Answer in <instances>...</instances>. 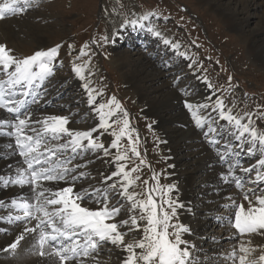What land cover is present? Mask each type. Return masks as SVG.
I'll use <instances>...</instances> for the list:
<instances>
[{"label":"rangeland","instance_id":"374dc122","mask_svg":"<svg viewBox=\"0 0 264 264\" xmlns=\"http://www.w3.org/2000/svg\"><path fill=\"white\" fill-rule=\"evenodd\" d=\"M216 1L218 0L206 2L202 0H39V7L31 9L23 15L9 16L3 19L6 26L8 25L7 28H11L8 29L11 34L6 37L4 43H7L8 47L13 49L14 54L20 58L31 55L37 50L47 49L57 44L61 45L54 75L45 83V86L50 88L47 90L43 88L41 96L38 97L40 101H46L44 102L45 105L40 109L32 107L34 120L35 118H37L36 120H43L44 114L54 116L55 113V116L68 117L71 129L89 130L97 127L99 121L93 111V106L88 104L87 92L82 85L85 82H90V87L97 91H103V95L98 97V103H106L114 95L129 113L131 127L136 130L132 133L133 139L136 138L137 133L139 135L137 146L140 152L139 157L131 153L127 137H122L120 142L121 151L126 152L128 156V159L124 161L128 169L138 168V171L132 173L133 178L139 177L132 190L140 193V198H146L144 189L154 185L155 182L151 177L153 173H156L159 175L161 185L175 186L171 198L173 200L179 199L178 196L183 184L179 180L173 181L170 172V160L172 157H176L177 163L174 173L177 176H187L192 173L186 188L190 191V197L187 201L191 202L193 213L191 218L187 220L186 226L195 230L199 223L206 224L203 229L194 231L197 233L194 238V245L196 246L194 253L201 259L209 252L208 255L216 253V255L219 254L216 259H219L220 264H234L233 259L229 258L230 253L236 249L237 245L234 243H250L249 237L250 239L253 236L263 238L264 235L245 234L246 236L243 235V237L239 235L227 239L229 240L227 242L226 235L233 228L228 225V222L210 226V223L211 225L215 224L214 219L224 216L227 211L224 212L223 208L227 207L221 208L220 204V207L212 212L214 214L210 217V212H208L210 207L212 208V205L216 206L219 203H230L229 197L237 203L240 199L236 197L238 196L237 193L243 190L238 191L233 184H229L222 194L212 192L209 189L212 178L204 177L223 167L219 165L218 150L221 154L227 152V149L221 144L230 138L227 134L220 138L218 145L210 144L211 148L207 147L206 152H209L208 154L211 152V156L215 157L216 162L213 161L211 165H208V169H205L204 172L194 174L195 171L193 170L197 168V163H199H195L194 159L202 156L203 152L198 154L195 149L196 144L198 143L197 146H199L209 143L208 137L195 126L192 114L186 109L184 102L185 100L193 101L196 98L202 99L203 103H214L216 97H220L226 108L232 109L233 115L244 117L246 123L248 118L245 114H251L252 126L259 131H264V66L250 53L248 42L249 31L258 30L260 23L264 20V1L260 2L263 5L253 6L249 23L243 31L229 28L223 21V16L219 14V9L223 6H226V11L237 10L238 0H219L218 3ZM214 2L215 5H213ZM147 12H152L154 15L146 23L159 31L162 38H167L174 43L178 42L179 51L185 53V57L178 56L169 46L164 47L163 43L162 46L154 48V51L148 50L149 38L153 36L147 28L136 29L137 31L140 30V33L142 32V37L139 36L140 33L135 36V38L140 39L139 44L132 46L117 44V41L123 38L125 33H128L127 28L130 29L129 31H134L130 26L120 27L124 20L137 18ZM117 32L121 33L118 35L119 39L114 35ZM104 37L110 39L104 40ZM126 37L131 38L127 34L124 38ZM93 40L96 43H93ZM86 42L85 52L87 54L81 55L80 49ZM69 45L72 47L69 48ZM162 50L163 52H161ZM136 52L141 53L140 58H137ZM86 62L87 67L83 70L85 79L81 80L73 72V65H84ZM157 64L164 72L165 78L152 81L149 74L155 71L154 68ZM189 68H192L195 74L186 73ZM196 76L201 77L206 86L207 83L204 78L207 77V81L212 85L211 88L207 87L213 94V100L209 97L205 99V89L198 84L199 81ZM178 77L179 79H177ZM230 77L231 79H229ZM0 78L3 76L0 75ZM134 78L139 81L137 86L133 83ZM165 79L171 81L164 82ZM77 80L80 81L79 89L72 85ZM138 86L142 88L141 94L146 92L144 99H141ZM158 98L159 100L166 98L165 102L163 101V104L159 106L160 113L156 114L162 116L165 119L164 122H159L156 115L146 111L148 110V102ZM168 98L171 101L181 99V102L175 104L176 106H169ZM48 99H50L49 102ZM193 105L195 107V104ZM209 112H211L210 109L207 112L200 110L201 115H206ZM212 116L216 127L220 125L227 127L225 122L216 118V113H212ZM35 126L39 127V125ZM119 126L114 125L113 127L118 131ZM94 135L98 136L106 147L114 139L111 130L104 132L102 129H98ZM174 136L176 139L173 138ZM185 137V141H182ZM168 141H174L173 144L177 143L182 146L171 154L166 148ZM235 144L234 142L233 145ZM110 153V156H104L103 152L98 154L89 152L83 158L74 161V163L81 165L86 164V167L81 168L80 171L90 173L87 179L77 182L78 189L88 188L90 185L100 186L103 176L110 174L111 169L115 170L113 157L116 154V149L110 148ZM232 154H234L233 159L237 158L236 161L243 168L252 167L260 159L257 156L250 158L245 150L240 152L238 156L236 153ZM141 160L144 161L143 164L140 163ZM5 161V159H0V165ZM229 162L230 159L223 163L228 164ZM225 169L228 170V167L219 170V173H226ZM239 170L240 168L236 169V171ZM250 176L254 177L255 171L250 173ZM202 177H204L203 180H201ZM145 179L149 181L148 185L144 184ZM213 179L217 184L220 183L218 175ZM244 179L246 180L245 176ZM247 186L246 180L244 190ZM177 187L179 190L176 189ZM200 187L202 188L201 191L204 192L200 191ZM204 187L208 192L204 190ZM119 199L117 196L116 199L112 200V203L116 204ZM91 206L95 207V205ZM226 213L233 216L229 209ZM126 218L127 211L125 209L119 219ZM177 219L181 222L179 213L173 222ZM17 230V226H11L0 233V235L3 234L2 239L0 237V247L3 241H7L5 243L11 241L8 240L12 239L10 233ZM131 239V235L126 237V240ZM112 247L107 245L96 254L95 261L97 264H122L121 257L124 256V253ZM232 248L233 250H230ZM197 249H204L203 251L208 252L203 254ZM12 258L14 259V257ZM249 259H256V254L251 253ZM210 260L212 258L209 257L208 261L212 262ZM2 264L8 263L3 262Z\"/></svg>","mask_w":264,"mask_h":264},{"label":"snow or ice","instance_id":"6c2138e0","mask_svg":"<svg viewBox=\"0 0 264 264\" xmlns=\"http://www.w3.org/2000/svg\"><path fill=\"white\" fill-rule=\"evenodd\" d=\"M36 7H39V0H0V20L23 15ZM153 15L147 12L137 18L126 19L120 27L147 28L152 35L162 38L159 31L146 23ZM162 42L178 56L185 57V53L179 51L178 42L167 38H162ZM93 43L96 41L93 40ZM86 47L87 42L80 49L81 55L87 54ZM60 48L61 45L57 44L20 58L7 43L0 42V75L3 76L0 78V112L7 114L0 116V137L8 141L6 150L0 152V159L15 161L6 165L8 174L0 175V185L5 189H21V193L10 201L0 200V208L8 213L0 216V221L10 226L24 225L22 232L12 243L0 249V253H15L22 242L30 239L29 250L40 257L44 264H85L88 258L95 260V255L106 245L126 253L122 264H207L209 258L205 256L201 259L194 253L196 246L184 239V235L190 233V227L178 219L173 222L178 217V209L184 207L171 198L174 185H161L159 175L153 173L151 179L155 183L145 187L146 198H140L141 194L132 190L139 179L133 178L132 173L138 168L128 169L124 163L128 156L121 151L120 142L122 137H127L131 153L139 157V135L137 133L133 139L132 133L136 130L131 127L129 113L114 95L106 103H98L103 91L90 87V82L82 85L87 92L88 104L93 106L99 121L97 127L89 130L71 129L70 119L64 116L33 119L32 106L38 105L40 89L54 75ZM86 67L87 62L84 65L74 64L72 70L84 80L83 70ZM204 79L211 88L207 77ZM184 105L192 114L195 126L209 137V144L218 145L225 134L235 139V148L231 140L226 139L223 147L227 152L221 154L218 150L222 163L232 153L238 156V149L241 148L250 157L260 156L255 166L243 168L237 161L229 163L227 172L220 174L224 183H234L243 190L244 202L236 204L229 197L230 203L225 207L230 213L234 209V218L230 214L228 217H218V221L227 220L241 236L264 235V131L252 126L251 114H245L248 118L246 123L244 117L233 115L232 109L226 108L220 97H216L214 103L205 102L195 107L185 100ZM209 109L211 112L208 114H200V110L207 112ZM212 113H216V118L225 122L227 127H216ZM114 125L119 126L118 131ZM98 129L112 131L114 139L109 146L106 147L94 135ZM110 148L116 149L113 157L115 170L103 176L100 186L77 189V182L87 179L90 173L80 171L86 164L74 161L89 152H103L104 156H110ZM16 157L20 159L16 161ZM237 168L245 174L246 190L245 179L236 176ZM253 171L254 177L250 176ZM60 184L64 186L59 187ZM144 184L148 185L149 181L145 179ZM117 196L120 199L113 204L112 200ZM125 209L127 218L121 220L119 217ZM129 235L132 239L126 240ZM253 251L241 244L239 264H264V254L258 259H249ZM236 257L237 252L233 250L229 258L233 259L234 264Z\"/></svg>","mask_w":264,"mask_h":264},{"label":"bare ground","instance_id":"6f19581e","mask_svg":"<svg viewBox=\"0 0 264 264\" xmlns=\"http://www.w3.org/2000/svg\"><path fill=\"white\" fill-rule=\"evenodd\" d=\"M202 1H204V2H206V1H209V0H202ZM219 1V0H218ZM218 1H216L217 3H218ZM262 0H251V1H249V0H238V3H239V5H238V9L236 10V9H231L230 11H226V9L227 8H225L226 6H223V8H220L219 9V14L220 15H222L223 16V21L225 22V24L229 27V28H231V29H234V30H238V31H243L244 30V28L248 25V23H249V20H250V16H251V10H252V8H253V6H259L258 4H260V5H263L262 3H260ZM264 1V0H263ZM257 2V3H256ZM209 3V2H208ZM213 5H215V2L213 3ZM219 7V6H218ZM264 7V6H263ZM254 14V13H253ZM8 26V25H7ZM7 26H6V22L2 19V20H0V42H4L5 41V39H6V37L7 36H10V30L8 31V29H11V28H7ZM124 30V29H123ZM133 30L135 31L136 29H134L133 28ZM129 31V34H128V36L129 37H131V38H128L127 39V37H126V39L125 38H121V39H119V40H121V45H125V46H127V45H134V44H139V42H140V39L139 38H135V36H136V34H138V33H140V30L139 31ZM131 32H132V34H133V32H134V37H133V35L131 34ZM142 33V32H141ZM141 33L139 34V36H141ZM121 33H119V32H117V33H115L114 35H115V37L116 38H118V35H120ZM151 34V33H150ZM152 35V34H151ZM259 35V36H258ZM262 35H264V20H262V22L260 23V25H259V28H258V30H256V31H249V37H248V42H249V51H250V53L256 58V59H258L261 63H262V65L264 66V36H262ZM153 37L152 38H149V49L148 50H151V51H154V48H157V47H159L163 42H162V38H157L156 36H154V35H152ZM259 37H261V38H259ZM9 38V37H8ZM154 40V41H153ZM135 41V42H134ZM116 42V41H115ZM131 42H132V44H131ZM144 42V41H143ZM153 42V43H152ZM151 43V44H150ZM118 46V45H117ZM162 46V45H161ZM163 46L164 47H168V46H165L164 44H163ZM170 47V46H169ZM162 49H164V48H162ZM170 49V48H169ZM169 51V50H168ZM161 52H163V50L161 51ZM135 54H137V58H140L141 57V53L140 52H136ZM151 55V54H150ZM140 61H142V60H140ZM154 62H155V60H154ZM143 63V62H142ZM155 63H157V62H155ZM159 65L157 64L156 65V67L154 68L155 69V71L153 72V71H151V72H153L152 74H149V75H151V76H149L150 77V79L153 81V80H155V81H159V79L160 78H165V76H164V72L158 67ZM153 69V70H154ZM149 71V70H148ZM177 72H179V71H177ZM176 72V73H177ZM192 73V74H195L194 72H193V69L192 68H189L188 70H187V72L186 73ZM150 73V72H149ZM197 75V74H196ZM148 76V75H147ZM146 76V77H147ZM77 77V76H76ZM196 77H198V76H196ZM78 78V77H77ZM137 78H134L133 79V83L135 84V86H137L138 85V79L136 80ZM198 79V84L203 88V89H205V94H206V98L205 99H207V97H209L211 100H213V98H212V96H213V94L210 92V90L208 89V87L204 84V81L202 80V78L201 77H198L197 78ZM76 80V79H75ZM167 81H169L168 79L166 80H164V82H167ZM171 81V80H170ZM169 81V82H170ZM64 83V82H63ZM73 86H76L78 89H79V87H80V81L79 80H77V82H73V84H72ZM170 85V84H169ZM162 86V85H161ZM139 87V86H138ZM165 87V86H164ZM43 88H45L46 90L48 89V88H50V87H48V86H45V84H44V86H43ZM42 88V89H43ZM162 88V87H161ZM42 89H40V96H41V90ZM141 91H142V88L141 87H139V90H138V92L140 93V95H141V99H144V95H145V93L146 92H144L143 94H141ZM167 91H169V90H167ZM172 91V90H171ZM171 94V93H170ZM147 95V94H146ZM169 97H170V95H168ZM155 98V97H154ZM171 98H173L172 96H171ZM147 99V98H146ZM164 99V98H163ZM166 99V98H165ZM165 99L164 100H159V98L158 99H155V100H149L150 102H148V110H146L147 112H149V113H151L152 115H156V114H159L160 112H159V106L161 105V104H163L162 102L164 101L165 102ZM168 100V102H169V106H174L175 104H177V103H179V102H181L180 100L179 101H176V100H173V101H171V100H169V98L167 99ZM166 100V101H167ZM194 100H197V101H194ZM203 100H204V96H203ZM39 101V103H38V105H33L32 107L33 108H38V109H40L43 105H45L44 104V102H46V101H40V100H38ZM48 102L50 101V99H48L47 100ZM176 101V102H175ZM208 101V100H207ZM167 102V103H168ZM189 102H191L192 104H195V105H197V104H201V103H203L202 102V99L200 100V99H196V98H194L193 99V101H189ZM147 104V103H146ZM165 105V104H164ZM176 106V105H175ZM171 108H173V107H171ZM37 111V110H36ZM42 113V112H41ZM7 114L6 113H4V112H0V116H6ZM39 116H40V114H39ZM54 116H55V113H54ZM41 117V116H40ZM45 117H47V114H44L43 115V119L45 118ZM37 118H35V120H36ZM156 119H158L159 120V122H164L165 121V119L162 117V116H160V115H156ZM170 120V119H169ZM171 121V120H170ZM190 130V129H189ZM207 130V128L205 129V131ZM187 132V131H186ZM180 133H182V132H180ZM196 133V132H195ZM189 134V133H188ZM186 136H187V134H185ZM193 135V134H192ZM189 136H190V134H189ZM170 137V136H169ZM170 138H172V137H170ZM173 138H175V136L173 137ZM181 138V137H180ZM190 138V137H189ZM199 138V137H198ZM176 139V138H175ZM184 139H186V137L185 138H183L182 139V141L184 140ZM208 139H209V137H208ZM228 139H230L231 140V145H232V147L233 148H235L236 147V144L235 145H233L234 144V142L236 143V141H235V139L234 138H228ZM185 141V140H184ZM190 141V140H189ZM8 141L5 139V138H3V137H0V152H2V151H5L6 150V148H5V145H6V143H7ZM174 143V141H168V143H167V145H166V148L168 149V151H169V153H173V152H175V151H177V149L180 147V146H182L181 144H180V146H179V144H177V143H175V144H173ZM224 143H225V141H223L221 144H222V146L224 145ZM186 144V143H185ZM192 144V143H191ZM194 145H195V143H193ZM198 144V143H197ZM197 144H196V147H195V149L198 151V154H199V152H202V156H200V157H198L197 159H194L196 162L195 163H197V162H199V163H197L198 164V166H197V168H195L193 171H195V175H196V173L198 174V173H201V172H204L205 171V169H208V165H211L212 163H213V161H215L216 162V160H215V157L212 155L211 156V152H210V154H208L209 152H206L207 150H208V148L207 147H210V144H204V145H199V146H197ZM184 145V144H183ZM186 146V145H185ZM190 146V145H189ZM181 148V147H180ZM188 148V147H187ZM191 148V147H190ZM183 149V148H182ZM185 150V149H184ZM245 149H243V148H241V149H238V152L240 153V152H243ZM183 151V150H182ZM182 151H180V153L182 152ZM245 152H246V150H245ZM179 154V153H178ZM182 154V153H181ZM113 155V154H112ZM186 156V155H185ZM250 157V156H249ZM257 157H260L259 155H257ZM196 158V157H195ZM251 158V157H250ZM20 158L19 157H16L15 158V160L16 161H18ZM219 159V158H218ZM15 161H13L12 159H8V160H6L5 162H3V163H1V165H0V175H7L8 174V168L6 167V165L7 164H9V163H14ZM176 163H177V158L176 157H172L171 158V160H170V165H171V170H170V172H171V177L173 178V181H178L179 180V182L181 183L182 182V190H180V194H179V196H178V198L179 199H177L182 205H184V207H182V208H180V209H178V213H179V215H180V218H181V222L184 224V225H187L186 223H187V220L188 219H190L191 218V215H192V213H193V211H192V209H191V202H188L187 200H188V198L190 197V191L186 188V186H187V182H188V180L191 178V174L190 175H187V176H177L176 175V173H174V169H175V166H176ZM256 165V164H255ZM255 165H252V166H255ZM210 167V166H209ZM218 170V169H217ZM217 170H214V173H211V174H208V175H205L204 176V174H202V176H204V177H206V178H212L211 180V182H212V184H211V186H210V190H212V192L214 191V192H217V193H219V194H222L224 191H225V189H226V187H227V185H229V184H233V186L235 185L234 183H224L222 180H221V177H220V174L221 173H219V170L217 171ZM113 170L111 169L110 171H109V173L110 172H112ZM191 171V170H190ZM193 171H191V172H193ZM108 172V170L106 171V173ZM189 172V171H188ZM187 172V173H188ZM222 172V171H221ZM208 173V172H207ZM200 175V174H199ZM198 175V176H199ZM218 175V177H220V183H216L215 182V178L213 179V177H215V176H217ZM236 176H237V178H244V176H245V174L243 173V172H241L240 170L239 171H236ZM200 177V176H199ZM204 177H202V179L201 180H203L204 179ZM193 179V178H192ZM196 180V179H195ZM200 180V179H199ZM208 180V179H207ZM207 182V181H206ZM177 183V182H176ZM208 183V182H207ZM206 184V183H205ZM180 185V184H179ZM59 187H63L64 185L63 184H60V185H58ZM77 187V189H78V185L76 186ZM208 187V186H207ZM248 187V186H247ZM177 190H179V187H177L176 188ZM201 187H200V191H201ZM247 189V188H246ZM204 190L205 191H207L208 192V190L207 189H205V187H204ZM24 191H28L27 189H24ZM201 192H204V191H201ZM238 192V191H237ZM21 193V189H19V187H10V188H7V189H5L2 185H0V200H5V201H10V199L12 198V197H15V196H17L18 194H20ZM208 194V193H207ZM229 194V193H228ZM238 194V196H236V197H238V198H240V199H238V202L236 203V204H239V203H242V202H244L243 201V191H241V192H238L237 193ZM236 194V195H237ZM224 195V194H223ZM234 195V194H233ZM232 195V196H233ZM214 196V195H213ZM218 196V195H217ZM213 198V197H212ZM218 198V197H217ZM219 200V199H218ZM220 204H221V206H225V205H227V203L226 204H224V203H219V204H217L216 206L214 205H212V208L210 207V209H209V211H212V212H215L219 207H220ZM198 205H199V203H198ZM197 205V206H198ZM228 209V208H227ZM8 213H7V210L6 209H4V208H0V216H6ZM232 214H233V218H234V209L232 210ZM215 222H216V220H215ZM225 223L227 222L226 220L224 221ZM33 223V225H34V221L32 222ZM211 224V223H210ZM212 224H213V222H212ZM224 224V223H223ZM206 224L205 223H203V224H200L199 223V226L195 229V230H191L190 231V233H188V234H185L184 235V239H186V240H188V241H190L192 244H194V238H195V235L197 234V233H194V231H198V230H200V229H203V227L205 226ZM23 224H20L19 226H17L18 227V230L17 231H12L10 234H11V238L12 239H8V240H11V241H9L8 243H5V242H7V241H3L1 244H2V246L0 247V249H3L6 245H8V244H10V243H12L14 240H15V237L17 236V235H19L21 232H22V230H23ZM8 227H11L7 222H5V221H0V233H2L4 230H6V229H8ZM13 227V226H12ZM11 229V228H10ZM224 229V228H223ZM226 231H227V229H226ZM252 235V234H251ZM2 236H3V234H1L0 235V237H1V239H2ZM236 236H239V234L237 233V231L234 229V228H232V230H230V232L226 235V240L227 239H231V238H233V237H236ZM241 236V235H240ZM246 236V235H245ZM6 237H8V236H6ZM219 237V236H218ZM243 237V236H242ZM4 238V237H3ZM215 238H217V237H215ZM244 239V238H243ZM249 242L250 243H239V242H237V243H234V244H236L235 246V251L237 252V261L235 260V264H239V259H238V257H239V255H241L242 253H240L239 252V248H240V245L241 244H243L245 247H248V248H251V249H254V251L252 252L253 254H256V259H258L259 258V256L261 255V254H264V237L262 238L261 236L260 237H258V236H253L251 239H250V237H249ZM229 240H227V242H228ZM226 242V243H227ZM211 243V242H210ZM258 243V244H257ZM225 244V243H224ZM30 245H31V240L29 239V240H27V241H24V242H22L21 243V246L16 250V252L15 253H9V254H3V253H0V264H2L3 262H5V263H8V264H10V263H12V264H44V261L40 258V257H38V256H36V255H34V254H32V252L29 250V248H30ZM215 245V244H214ZM107 246V245H106ZM106 246H104V247H106ZM228 246V245H227ZM210 247V246H209ZM217 247V246H216ZM113 248V247H112ZM210 249V248H209ZM204 250V249H203ZM203 250H201V249H197V251H201V253H207L206 251H203ZM212 250V249H211ZM230 250H233V248L232 249H230ZM218 251V250H217ZM216 252V251H215ZM220 252V251H219ZM233 252V251H232ZM210 253V252H209ZM208 253V254H209ZM213 253H214V251H213ZM212 253V254H213ZM218 253V252H217ZM206 255V257H210V258H212V260H210V261H212V262H209V261H207V264H220L219 263V259L217 260L216 258V256H218L219 254H217L216 255V253H214L213 255ZM231 254V253H230ZM126 255V253H124V256ZM96 256V255H95ZM124 256L122 255V260H123V258H124ZM12 257H14V259L12 258ZM95 259H96V257H95ZM203 259V258H202ZM209 260V259H208ZM85 264H97V261H95V260H93L92 258H88L86 261H85Z\"/></svg>","mask_w":264,"mask_h":264}]
</instances>
